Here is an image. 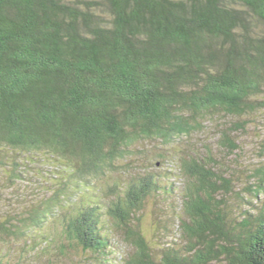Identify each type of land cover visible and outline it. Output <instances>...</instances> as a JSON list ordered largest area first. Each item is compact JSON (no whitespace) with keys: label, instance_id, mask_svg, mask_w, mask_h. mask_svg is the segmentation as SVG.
<instances>
[{"label":"trees","instance_id":"1","mask_svg":"<svg viewBox=\"0 0 264 264\" xmlns=\"http://www.w3.org/2000/svg\"><path fill=\"white\" fill-rule=\"evenodd\" d=\"M260 113L264 0H0V192L31 181L32 161L54 169L39 202L0 212V264L13 240L26 255L54 246L111 264L113 233L130 247L124 264H264V202L226 200L214 146L180 159L182 251L155 252L134 221L166 186L107 181L138 143L168 145L221 117L215 147L233 155L242 117Z\"/></svg>","mask_w":264,"mask_h":264},{"label":"rangeland","instance_id":"2","mask_svg":"<svg viewBox=\"0 0 264 264\" xmlns=\"http://www.w3.org/2000/svg\"><path fill=\"white\" fill-rule=\"evenodd\" d=\"M242 119L247 121L246 128L238 131L235 136L240 148L233 155L219 157L218 154L221 152L215 147L218 128L222 124L221 117L211 122L205 121L200 131L174 139L168 145L158 140H144L138 143L132 149L131 156L120 162L115 172L107 177V181L116 183L123 190L132 181L149 174L156 178L159 187H167L166 191L158 188L156 192H151L136 212L134 219L155 252L169 247L178 251L184 248L186 239L179 226V216L182 211L181 194L186 181L178 170L180 159L190 152L201 155L206 147L214 146L213 153L217 155L218 160H214L213 163L217 172L230 178L233 186V192L227 195L226 200L233 202L243 196L246 200V203H243L244 208L253 206L257 209L263 204V193L259 195V199L252 194L256 182L264 173V113L247 115ZM231 120L236 121L237 118H229V121ZM33 162L26 168L30 172L29 175L35 176L31 181L23 180L0 192V212L23 213L25 206L36 204L45 196L43 190L48 189V192L52 190L48 185L54 181L50 177L54 173L50 163ZM105 193L106 200L113 196L111 191L106 190ZM235 208H232V214L240 216L241 210L239 207ZM50 228L51 224L47 225L44 232L53 235L54 226L51 230ZM34 234L37 232L34 231ZM112 243L114 251L109 256L113 259L111 264H124L123 258L131 251L130 247L116 233H113ZM21 244L22 240L10 242L12 251L7 264H47L48 261L52 264H104L101 258L96 259L80 249L66 250L53 246L43 252L37 246L36 250L26 255ZM8 245L1 246L7 249ZM43 245L44 243H41V246ZM22 256L24 260L21 259Z\"/></svg>","mask_w":264,"mask_h":264}]
</instances>
